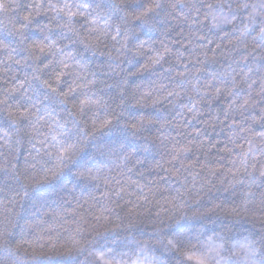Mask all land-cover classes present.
Here are the masks:
<instances>
[{
  "label": "trees",
  "instance_id": "1",
  "mask_svg": "<svg viewBox=\"0 0 264 264\" xmlns=\"http://www.w3.org/2000/svg\"><path fill=\"white\" fill-rule=\"evenodd\" d=\"M88 2L106 9L113 7L112 0ZM144 3L145 0H134L129 8L136 11ZM194 3L203 8L201 0H194ZM251 3L260 8L264 0H251ZM44 6H47V0ZM34 8L35 0H0V40L16 49L14 54L17 58L25 54L16 31L20 26L27 24L23 36L28 41L44 38L49 17H31L29 22L26 17ZM178 9L187 11L184 4L178 5ZM249 11L251 5L242 12L230 13V16L239 17V28H244V15ZM187 14L191 15V12ZM170 23L166 13H161L148 24L132 25L131 46L135 47L141 40L152 42L164 34ZM184 27L188 30L187 24ZM255 30L252 26L249 34ZM52 35L57 38L62 33L53 32ZM80 59L90 70H96L97 65L105 63L103 58L89 53ZM136 63L137 58L130 57V67ZM0 67L9 69L7 73L0 72V87L7 86L4 81L11 80L14 72L26 71L25 67L14 62L0 64ZM212 71L216 69L212 68ZM98 75L101 76V84L96 94L102 98L115 97L116 89L103 86V76L101 73ZM202 75L209 78V73ZM139 79L134 78L129 87ZM240 94L242 97L245 93L241 91ZM182 102L191 106L187 98ZM49 107L57 111L60 108L54 103ZM204 107L209 108V105ZM179 112L178 105L149 109L126 106L118 121L90 137L86 143L83 140L86 133L81 131V125L74 128L70 125L71 130L65 128L66 135L60 136L59 143L51 141V145H56L55 151L51 145L45 147L36 140H30L24 131L18 130L0 113V130L11 134L12 143L11 149L0 148V264H132L133 261L135 264H214V261L220 264H253L258 261L264 264V250L260 255L255 253L257 244L264 245V232L258 230L254 222L206 211L217 203L221 206L242 204L244 185L229 191L218 189L209 192L198 203L192 204L194 188L205 183L207 173L201 171L193 180L192 169L180 168L179 160L171 165L173 172L180 169L176 174L161 166L168 159L171 147L163 137L176 133V129L167 122L174 121ZM253 113L260 115L255 109L243 115L237 110L234 119L241 123L232 127L228 124L233 117L225 120L223 126L217 121L213 127L184 119L189 131L202 129V135L193 133L188 139L204 141V147L199 153L181 154L180 160L186 164L195 160L198 169L201 164L211 167L217 161L224 163L219 158L227 159L231 154L219 149L225 144L231 147L234 135L235 142L239 144L264 131V119L254 121L251 119ZM105 114L101 109V118ZM141 115L152 121L144 131L136 132L127 126L128 122ZM213 115L224 118L225 105L219 100L198 119ZM162 124L167 126L161 128ZM241 128L249 131L241 132ZM0 136H3V131H0ZM178 139L185 143L183 137ZM233 151L239 153L240 149L234 148ZM65 153L68 158L62 160L54 179L35 185L25 183V175H39L45 169L55 167L57 155L63 157ZM29 165L35 167L30 168ZM250 179L255 180L256 176ZM259 184L264 187V178L259 180ZM252 241L256 243H250ZM17 245L22 247L17 248ZM245 246L246 258L231 255ZM24 248L28 251L25 252ZM66 248H71V251H66ZM183 251L188 255H182Z\"/></svg>",
  "mask_w": 264,
  "mask_h": 264
},
{
  "label": "clouds",
  "instance_id": "2",
  "mask_svg": "<svg viewBox=\"0 0 264 264\" xmlns=\"http://www.w3.org/2000/svg\"><path fill=\"white\" fill-rule=\"evenodd\" d=\"M133 2L112 0L113 7L106 9L88 0H47L46 7L45 0H35V8L26 19L31 22V17H49L44 38L28 41L23 36L27 24L20 26L16 31L25 54L19 58L14 54L15 48L0 40V64L14 62L26 68L23 73L14 72L11 80L4 81L7 86L0 87V113L18 130L24 131L30 140L49 147L51 141L59 143L60 136L66 135L64 129L70 125L71 128L82 126L86 143L90 137L118 121L126 106L149 109L178 105V117L167 122L176 129V133L163 137L171 147L168 159L161 166L173 172L171 165L179 160L180 168L192 169L193 180L201 171L207 173L205 183L194 188L192 204L198 203L209 192L218 189L229 191L244 185L242 204L221 206L217 203L206 211L254 222L258 230L264 232V187L259 184V180L264 178V131L239 144L235 142L234 135L231 147L225 144L219 149L231 154L227 159L219 158L224 163L217 161L211 167L201 164L198 169L195 160L187 164L180 160L181 154L199 153L204 147V141L188 139L193 133L202 135V129L189 131L184 119L213 127L217 121L223 126L225 120L233 117L228 127L239 126L241 122L234 119L237 110L243 115L253 109L260 115L253 113L251 119H264V4L257 8L251 0H201L202 8L194 0H145L141 9L133 11L129 8ZM181 4L186 6V12L179 11L178 5ZM250 5L251 11L244 15V28H239V17L230 16V13L242 12ZM69 11L74 13L71 18L66 15ZM161 13H166L171 21L164 34L152 42L141 40L135 47L131 46L132 25L148 24ZM222 25L231 27L222 28ZM252 26L256 30L249 34ZM53 32H60L62 36L53 38ZM85 53L103 58L105 63L97 65L96 70H90L80 59ZM130 57L138 60L131 67ZM209 65L211 67H207ZM8 71V68L0 67V72ZM98 73L103 76V86L116 89L115 97L102 98L96 94L101 84ZM203 73H209V78L205 79ZM137 77L140 79L130 88ZM241 91L245 93L242 97ZM185 98L191 106L182 102ZM218 100L225 105L224 118L213 115L199 120ZM50 103L59 105V111L49 107ZM204 105H209V108ZM101 109L106 113L102 118ZM151 124L150 119L141 115L128 122L127 126L141 132ZM166 126L160 125L161 128ZM240 130L249 131L248 128ZM0 131H3L0 148L11 149V134ZM179 137H183L185 143H181ZM234 148H239L240 152H234ZM51 149L55 151L56 145H51ZM67 158L66 153L63 157L57 155L55 167L45 169L39 175H25V183L35 185L54 179L62 160ZM28 167L34 168L35 165ZM253 176H256L255 180L250 179ZM21 247L17 245V248ZM245 249L246 246L231 255L246 258ZM23 250L28 251L27 248ZM65 250L71 251V248ZM262 250L264 245L257 244L255 253L260 255ZM181 254L188 255V252ZM214 264L220 262L214 261Z\"/></svg>",
  "mask_w": 264,
  "mask_h": 264
},
{
  "label": "snow or ice",
  "instance_id": "3",
  "mask_svg": "<svg viewBox=\"0 0 264 264\" xmlns=\"http://www.w3.org/2000/svg\"><path fill=\"white\" fill-rule=\"evenodd\" d=\"M60 11H63V9H60ZM66 15L69 17V18H71L73 15H74V13H72V12H67L66 13ZM262 35H264V33H262ZM159 59V58H158Z\"/></svg>",
  "mask_w": 264,
  "mask_h": 264
}]
</instances>
